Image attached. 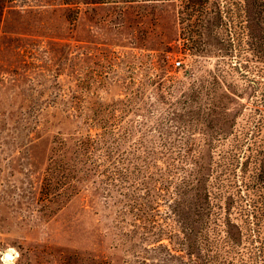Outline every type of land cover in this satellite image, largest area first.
I'll return each instance as SVG.
<instances>
[{
	"label": "rangeland",
	"instance_id": "374dc122",
	"mask_svg": "<svg viewBox=\"0 0 264 264\" xmlns=\"http://www.w3.org/2000/svg\"><path fill=\"white\" fill-rule=\"evenodd\" d=\"M7 251L264 264V0H0Z\"/></svg>",
	"mask_w": 264,
	"mask_h": 264
},
{
	"label": "trees",
	"instance_id": "16d2710c",
	"mask_svg": "<svg viewBox=\"0 0 264 264\" xmlns=\"http://www.w3.org/2000/svg\"><path fill=\"white\" fill-rule=\"evenodd\" d=\"M90 137H80L73 141L67 142L65 140H59L57 142L56 146V156L55 158H50L51 163L50 164H76L74 158H71L67 156V152L69 151V145L68 143H71L72 151L75 152V154H78L80 150H83L86 148L88 144V139ZM70 152V151H69Z\"/></svg>",
	"mask_w": 264,
	"mask_h": 264
},
{
	"label": "bare ground",
	"instance_id": "6f19581e",
	"mask_svg": "<svg viewBox=\"0 0 264 264\" xmlns=\"http://www.w3.org/2000/svg\"><path fill=\"white\" fill-rule=\"evenodd\" d=\"M11 255H12V252H11V251H7V252L5 253L4 260H5L6 262H9V259H11ZM10 263H11V262H10Z\"/></svg>",
	"mask_w": 264,
	"mask_h": 264
},
{
	"label": "built area",
	"instance_id": "2783aa9c",
	"mask_svg": "<svg viewBox=\"0 0 264 264\" xmlns=\"http://www.w3.org/2000/svg\"><path fill=\"white\" fill-rule=\"evenodd\" d=\"M174 63H175V65H179L180 61L179 60H176ZM11 259H12V257H11ZM11 259H9V261H11ZM0 261H2L3 263H10V262H6L4 260V258L2 257V255H0Z\"/></svg>",
	"mask_w": 264,
	"mask_h": 264
}]
</instances>
